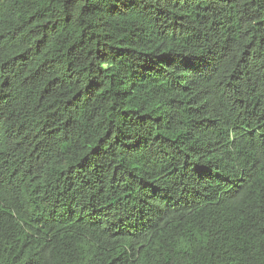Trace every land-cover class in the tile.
Masks as SVG:
<instances>
[{"label": "trees", "instance_id": "1", "mask_svg": "<svg viewBox=\"0 0 264 264\" xmlns=\"http://www.w3.org/2000/svg\"><path fill=\"white\" fill-rule=\"evenodd\" d=\"M0 264H264V0H0Z\"/></svg>", "mask_w": 264, "mask_h": 264}]
</instances>
